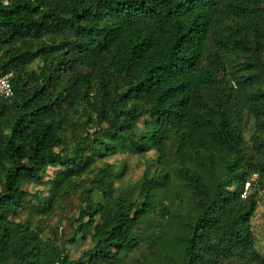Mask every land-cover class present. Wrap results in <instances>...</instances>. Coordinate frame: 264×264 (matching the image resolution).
<instances>
[{
	"label": "trees",
	"instance_id": "1",
	"mask_svg": "<svg viewBox=\"0 0 264 264\" xmlns=\"http://www.w3.org/2000/svg\"><path fill=\"white\" fill-rule=\"evenodd\" d=\"M6 73L0 264H264V0H0Z\"/></svg>",
	"mask_w": 264,
	"mask_h": 264
},
{
	"label": "rangeland",
	"instance_id": "2",
	"mask_svg": "<svg viewBox=\"0 0 264 264\" xmlns=\"http://www.w3.org/2000/svg\"><path fill=\"white\" fill-rule=\"evenodd\" d=\"M143 122V121H142ZM140 122V126L142 124ZM252 133V125H250L246 130V138H249ZM116 165L121 162L126 165V172L123 174L120 180L116 182V186L122 185L124 182H133L136 180L141 173L140 160L135 158L131 154H117L109 158ZM89 229V227H88ZM253 230L256 237V246L261 251L264 252V206L261 205L253 217ZM90 246L89 240H77L73 245L70 246V256L72 258H77L82 252H84Z\"/></svg>",
	"mask_w": 264,
	"mask_h": 264
},
{
	"label": "built area",
	"instance_id": "3",
	"mask_svg": "<svg viewBox=\"0 0 264 264\" xmlns=\"http://www.w3.org/2000/svg\"><path fill=\"white\" fill-rule=\"evenodd\" d=\"M4 4H7V1H4ZM11 75V73H6L0 76V96L4 98H10L13 93L12 85L10 83ZM254 179L255 178H251L250 180L244 183L243 189L240 193V196L242 198H245L249 194Z\"/></svg>",
	"mask_w": 264,
	"mask_h": 264
}]
</instances>
